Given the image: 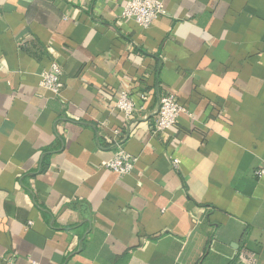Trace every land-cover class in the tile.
I'll use <instances>...</instances> for the list:
<instances>
[{
    "label": "crops",
    "instance_id": "0c3cea01",
    "mask_svg": "<svg viewBox=\"0 0 264 264\" xmlns=\"http://www.w3.org/2000/svg\"><path fill=\"white\" fill-rule=\"evenodd\" d=\"M126 1L0 0V264H264V0H162L146 28ZM163 94L186 112L155 133Z\"/></svg>",
    "mask_w": 264,
    "mask_h": 264
},
{
    "label": "built area",
    "instance_id": "2783aa9c",
    "mask_svg": "<svg viewBox=\"0 0 264 264\" xmlns=\"http://www.w3.org/2000/svg\"><path fill=\"white\" fill-rule=\"evenodd\" d=\"M166 10L162 0H127L122 7L120 17L134 21L142 28L148 27L156 18L164 16ZM40 86L53 91L60 92L62 88L61 67L56 57H53L50 66L40 74ZM145 99V95L141 96ZM116 109L124 113L127 122L130 124L136 120L140 107L135 105L133 99L126 91H121L115 101ZM186 112L185 108L177 101L175 95L163 94L158 98L157 109L151 118V125L155 133H159L174 127L181 113ZM118 135V131H114ZM121 139L116 140V151L109 161L103 166L118 175L129 174L133 168L135 159L124 151L120 143ZM172 165L177 167V160H173ZM257 173L264 176V164ZM9 261L11 259L9 258ZM232 264H253L247 255L238 256Z\"/></svg>",
    "mask_w": 264,
    "mask_h": 264
}]
</instances>
